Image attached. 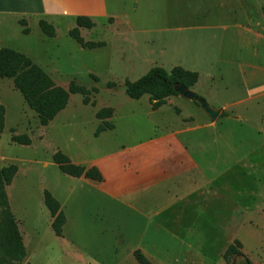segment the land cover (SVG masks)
Masks as SVG:
<instances>
[{"label": "rangeland", "instance_id": "obj_1", "mask_svg": "<svg viewBox=\"0 0 264 264\" xmlns=\"http://www.w3.org/2000/svg\"><path fill=\"white\" fill-rule=\"evenodd\" d=\"M109 2L112 10L121 11V18L116 26L107 19L94 18L97 25L93 34L84 33L83 37L105 43L92 48L82 47L68 34V19H54L56 33L49 37L38 26L37 18L21 16L30 28L29 33H23L18 23L21 18L0 14V47L24 53L57 85L67 87L74 81L85 86L90 99L95 100L94 104H83L81 94H70L64 110L43 126L13 79L0 78V102L5 107L0 166L14 163L18 167L6 192L26 248L23 264H138L131 253L136 247H144L153 264H226L223 253L234 240L240 242V253L231 255L229 264H249L248 260L264 264V136L257 133L264 121L258 118L260 113L250 114L252 126L242 121L233 127L228 125L234 123L232 120L220 125L222 133L231 129L236 142L230 152L221 148V174L214 192L202 206L198 202L189 206L190 211L198 212H189L183 223L160 220L158 231L146 228L141 237L140 228L130 218L113 220L101 214L102 205H98L94 191L61 172L53 161L58 150L75 159L76 152L102 147L101 140L93 137L98 123L95 111L100 107L115 108L112 121L116 129L106 135L108 142L124 141L130 132L144 137L153 124L161 128L171 121L173 110L168 104L148 113V95L130 98L124 81L139 78L154 65L166 70L176 65V58L167 60L158 47L166 38L165 29L196 23L199 17L193 11L197 7L230 6L228 0ZM108 82L114 85L110 87ZM177 104L184 112L188 109L180 99ZM21 133L29 135L30 144L11 140L12 134ZM44 190L60 202L65 215L62 236L51 228Z\"/></svg>", "mask_w": 264, "mask_h": 264}, {"label": "crops", "instance_id": "obj_2", "mask_svg": "<svg viewBox=\"0 0 264 264\" xmlns=\"http://www.w3.org/2000/svg\"><path fill=\"white\" fill-rule=\"evenodd\" d=\"M228 1L230 6L215 4L194 9L193 14L199 17L196 23L165 29L166 38L158 47L166 59L175 57L176 65L198 73L196 83L189 89L194 93L192 98L179 92L153 109L148 96V113L168 104L173 110L171 121L161 128L158 123L153 124L152 131L144 137L130 132L124 141L108 142L106 135L116 129L112 107V116L106 120L113 128L98 135L94 132L101 120L95 115L98 123L93 137L101 140L102 147L76 152L75 159L69 157L75 164L98 169L100 180L83 175L76 178L94 191L98 205H102L101 214L113 220L130 218L140 228L139 237L146 228L158 231L160 220L186 222L188 218L184 217L189 212H198L190 211L189 206L197 202L202 206L214 192L221 174L218 167L221 148L230 152L236 142L231 129L222 133V123L232 120L234 123L228 125L235 127L237 122L239 125L244 121L252 126L251 113L257 116L260 113L258 118L264 121V0ZM109 3V0H1L0 14L31 16L37 18V23L44 19L52 25L54 19H68L69 29L76 25L77 16H88L94 25L80 28L83 37L84 33L93 34L97 25L94 18L107 19L116 26L121 11L112 10ZM179 99L188 106L185 112L177 104ZM260 126L257 133L264 136V125ZM138 249L150 259L144 247Z\"/></svg>", "mask_w": 264, "mask_h": 264}, {"label": "trees", "instance_id": "obj_3", "mask_svg": "<svg viewBox=\"0 0 264 264\" xmlns=\"http://www.w3.org/2000/svg\"><path fill=\"white\" fill-rule=\"evenodd\" d=\"M264 12V10H263ZM23 33H29L30 28L24 18L18 20ZM94 22L88 17L79 15L76 17V25L68 30V34L74 38L82 47H97L103 44L102 41L84 40L80 34V28H91ZM38 26L49 37L55 36L54 26L44 19L38 21ZM0 78H12L15 88L20 92L27 105L36 113L41 125L46 126L62 109L67 105L70 94L79 93L82 95V103L94 104L95 100L90 99V90L83 85L70 81L67 87L55 84L51 76L34 63L24 53L10 47H0ZM94 79H98L93 76ZM198 79V73L194 70L186 69L175 65L170 70L161 66H153L146 73L135 80H125L124 87L126 94L133 99H138L143 95H148L152 108L156 109L165 102L169 96L177 95V85L191 89ZM113 86L112 82L107 83ZM96 88L93 87V91ZM177 110V108H176ZM178 111V110H177ZM113 108L110 106L100 107L95 115L101 122L98 124L94 134L98 135L105 129L113 128V124L106 120L111 117ZM5 124V107L0 102V135ZM13 131V130H11ZM11 140L20 144L28 145L31 139L28 134H12ZM53 161L58 169L70 176L100 180L102 175L94 166L86 168L83 165L73 163L70 158L61 151H56L52 155ZM17 165L10 163L0 166V264H23L26 257V248L19 231L17 221L11 211L7 185L17 172ZM43 201L52 217L51 228L55 235H63V225L65 215L61 209L60 202L48 190L43 192ZM240 242L234 240L229 244L223 257L226 264H229L231 255L239 254ZM138 264H153L150 259L140 250L134 249L132 252ZM251 264L250 260L247 261ZM29 264V263H26Z\"/></svg>", "mask_w": 264, "mask_h": 264}, {"label": "water", "instance_id": "obj_4", "mask_svg": "<svg viewBox=\"0 0 264 264\" xmlns=\"http://www.w3.org/2000/svg\"><path fill=\"white\" fill-rule=\"evenodd\" d=\"M176 89L178 92H181L188 97H191V98L194 97V93L191 90L184 88L183 86L177 85Z\"/></svg>", "mask_w": 264, "mask_h": 264}]
</instances>
